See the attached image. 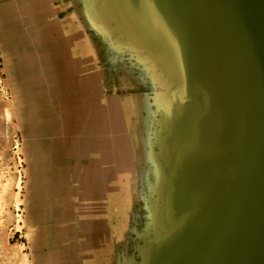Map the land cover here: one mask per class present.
<instances>
[{
    "label": "water",
    "instance_id": "obj_1",
    "mask_svg": "<svg viewBox=\"0 0 264 264\" xmlns=\"http://www.w3.org/2000/svg\"><path fill=\"white\" fill-rule=\"evenodd\" d=\"M43 7L44 55H84L100 79L87 93L101 109L88 145L81 131L64 143L75 148L60 164L55 264H264V0ZM67 94L59 98L77 101ZM19 151L30 264L35 225L22 194V144ZM74 166L87 181L71 178Z\"/></svg>",
    "mask_w": 264,
    "mask_h": 264
},
{
    "label": "rangeland",
    "instance_id": "obj_2",
    "mask_svg": "<svg viewBox=\"0 0 264 264\" xmlns=\"http://www.w3.org/2000/svg\"><path fill=\"white\" fill-rule=\"evenodd\" d=\"M44 2L45 0H0V146L5 150H9L15 141L19 142V144H22L23 146V151L27 162V173L25 178L24 193L22 194L26 203L27 220L29 226L32 227L34 226V224L39 223L36 217V213L39 209V217H42L40 215V206H43L44 208V220L41 222V225L43 227L41 229V232L44 243V248L42 250L44 251L45 249V256L43 258H47L41 262H39L40 258L35 259V257H37L36 251H38V248H40V246L38 245V240H34V236L36 238V233L37 231H39V228L29 229L30 232L28 233V236L31 233L29 239L30 242L32 241L31 246L33 256L32 260H30V264H43V262L44 264H55L60 260L61 250L60 247L56 246V243L61 235V230H59L58 228L60 227V223L58 221L62 222L61 220H59L60 213L59 216H57L58 212H61V210L59 209V206L56 205L57 201L55 202L56 210L49 208V202H51L52 200L51 196L55 195L54 197L56 200V194H60L59 185L60 182H62V176L66 173L62 172L63 167L62 165H59L61 164L62 155L65 152H72L75 148L70 145L68 147L64 146L65 139L67 138L68 142L70 143V141L72 142L73 138L76 136L77 132L81 131L82 138H86L85 143L86 145H88L89 140L91 139V135H93V130H90L91 123L97 122V120H94L92 116L94 113H97L96 111H99L97 109L96 103H94V105L92 104V94H87L88 92L93 91V89L90 88L87 83L91 82V76H87L88 78L86 77L83 67V60L82 58H80V55L77 54V56H73L74 58L68 60L66 55L67 51L64 52L65 54L62 53L61 55H59L58 53L57 55V49L53 51L56 56L51 57L49 55H44L47 52H44L42 36L45 34V32L46 35L51 32V28L47 25V22H41L40 20L42 11L44 10ZM54 22L59 25L57 20H54ZM38 38L40 41L38 40ZM65 38V42L67 44L64 42V40L60 41L65 45H68L67 41H69L70 36H66ZM45 56L48 60L45 59ZM62 56L64 60L61 62ZM55 59H57V61ZM42 61L44 62L42 63ZM47 61L48 64H45L47 63ZM51 62L52 68L55 65V73L56 71H58L57 75L59 76L54 77L53 75H50L53 71V69H51L50 67ZM46 65H49V67H46ZM35 66L38 67L36 68ZM59 67H61V69ZM65 75H72L73 77H69V80H67L65 79ZM78 76L81 77L82 80ZM57 77L58 79H55ZM55 84L61 85H58L54 89V87L56 86ZM58 87L59 89H57ZM44 88H47L46 91ZM54 91L59 92L54 93ZM47 92L49 93V97L47 95ZM67 93L72 95L74 94V96L76 95L77 101L73 100V98L70 99L71 102L62 101L63 96L65 99L66 96H68ZM60 94L62 95L61 98H59ZM44 95H46L47 98ZM86 95L89 97V99L86 98ZM55 96L58 98H56ZM79 110L80 113L76 114L79 112ZM74 111L76 113H72L70 115V113ZM62 116H64V118ZM97 116L98 119H100L101 113H97ZM56 123L57 126H55ZM86 133L90 134V136L88 135V137H86ZM55 142L60 143H57V145ZM96 143L98 144L99 142ZM51 147L52 151H50ZM56 162L59 163L56 164ZM74 168L76 167L74 166L73 169ZM77 170H79V168H76L73 171H69L70 174H72L71 178H77L79 176V172L76 173ZM81 175H83V177L87 179L86 172L84 173V171H81ZM16 191L17 190H15L13 187L7 190V193H4L3 190L0 191L3 192L0 194V196L3 194V196L5 197V199L3 197L4 200L2 198L0 199L3 200L0 201V208L7 207V213L12 214L13 212V199H16V197H18L19 195L16 193ZM30 196L33 198H31ZM28 201L33 202L31 204L34 208V211L31 215V219L29 215ZM44 210H47L49 215L47 214V212L45 213ZM51 212H54L53 214H57L53 216ZM51 215L52 217L49 218ZM60 218L62 219V217ZM51 219L54 222L58 220L55 223V227L58 228V231L57 229L56 231L59 235L54 230L52 234L53 237L52 235H50L51 230H49L52 227ZM12 244L13 250L19 249V255L14 254V257L18 260H22L23 263L25 262V264H29L28 252L26 250L23 251V245L21 244V242L15 241ZM51 247L53 250L51 249ZM18 256L20 257L18 258ZM57 256L60 257L58 258ZM53 259L55 262L53 261ZM20 263L21 262L18 261V264Z\"/></svg>",
    "mask_w": 264,
    "mask_h": 264
},
{
    "label": "built area",
    "instance_id": "obj_3",
    "mask_svg": "<svg viewBox=\"0 0 264 264\" xmlns=\"http://www.w3.org/2000/svg\"><path fill=\"white\" fill-rule=\"evenodd\" d=\"M24 160L19 151V142L15 141L9 150L0 146V191L14 188L18 195L13 199V212L7 213V207L0 208V264H17L13 255V242L19 241L25 251L23 207L20 192L23 182ZM13 216L12 219L9 217Z\"/></svg>",
    "mask_w": 264,
    "mask_h": 264
},
{
    "label": "bare ground",
    "instance_id": "obj_4",
    "mask_svg": "<svg viewBox=\"0 0 264 264\" xmlns=\"http://www.w3.org/2000/svg\"><path fill=\"white\" fill-rule=\"evenodd\" d=\"M11 10V9H10ZM29 10V9H28ZM32 12V11H31ZM35 20V19H34ZM68 20H65V22H67ZM44 33V32H43ZM46 33V32H45ZM36 34V33H35ZM34 35V34H33ZM40 37H41V34H40ZM66 39V38H65ZM34 40V39H33ZM38 40H39V38H38ZM40 41V40H39ZM66 40H64V42H65ZM32 42V41H31ZM68 42V41H67ZM66 43V42H65ZM67 44V43H66ZM33 45H34V43H33ZM38 45V44H37ZM25 47V46H24ZM39 47V46H38ZM37 47V48H38ZM26 48V47H25ZM34 48H35V46H34ZM85 47H81V49L83 50ZM40 51H41V49H40ZM57 51V50H56ZM41 54V53H40ZM65 54V53H64ZM59 55H61V54H59ZM66 55H67V53H66ZM46 57V56H45ZM60 57V56H59ZM63 57V56H62ZM42 58V57H41ZM78 58V57H77ZM80 58H82V60H83V63H85L84 62V59H85V57H84V55H82V56H80ZM45 59H47V57L45 58ZM40 60V59H39ZM48 60V59H47ZM56 61H57V59H55ZM69 60V59H68ZM81 60V61H82ZM67 61V60H66ZM65 61V62H66ZM80 61V60H79ZM44 61H42V63H43ZM41 64V63H40ZM45 64H48V61H47V63H45ZM53 64H54V62H53ZM52 62H51V64H50V67H51V69H53L52 68ZM59 65V64H58ZM70 65V64H69ZM75 65V64H74ZM82 65V64H81ZM55 66V65H54ZM36 67V66H35ZM38 67V66H37ZM36 67V68H37ZM40 67H41V65H40ZM46 67H49V65L47 66L46 65ZM57 67V66H56ZM62 67V66H61ZM61 67H59L60 69H61ZM43 68V67H42ZM47 69V68H46ZM50 69V68H49ZM73 69V68H72ZM56 70V69H55ZM84 70H85V74H86V77L87 76H91V82L89 83V82H87L88 83V85H89V87L90 88H92L93 90H95V92H97V90L99 89V85H98V80H100L99 79V77H98V73L96 74L95 73V75L93 76V75H90L88 72H87V69H85L84 68ZM41 71H44V70H41ZM60 71V70H59ZM68 71V70H67ZM82 71V70H81ZM57 72V74H58V71H56ZM36 73V72H35ZM40 73V72H39ZM55 73V72H54ZM66 74V73H65ZM35 75V74H34ZM38 75V74H37ZM50 75H52V74H50ZM79 75H81V74H79ZM40 76V75H39ZM57 76H59V75H57ZM38 77V76H37ZM53 77V76H52ZM56 77V76H55ZM73 77V76H72ZM71 77V78H72ZM79 77V76H78ZM83 77V76H82ZM40 78V77H39ZM79 78H81V77H79ZM88 78V77H87ZM55 79H58V77L57 78H55ZM61 79H62V77H61ZM84 79H85V77H84ZM51 80V79H50ZM81 80H82V78H81ZM54 81V80H53ZM58 81H60V80H58ZM85 81V80H84ZM83 81V82H84ZM87 81V80H86ZM89 81V80H88ZM51 82V81H50ZM78 82V81H77ZM39 83V82H38ZM63 83V82H62ZM66 83V82H65ZM74 83V82H73ZM79 83V82H78ZM52 84H53V82H52ZM40 85V84H39ZM56 85V84H55ZM60 86L61 84H57L55 87H54V89L57 87V86ZM75 85V84H74ZM49 86H52V85H49ZM80 86V85H79ZM82 86H84V85H82ZM48 88V87H47ZM46 88V89H47ZM50 88V87H49ZM52 88V87H51ZM41 89H43V88H41ZM45 89V88H44ZM46 89H45V91H46ZM57 89H59V87L57 88ZM56 89V90H57ZM53 90V89H52ZM55 90V91H56ZM64 90V89H63ZM68 90V89H67ZM85 90V89H84ZM49 91H50V89H49ZM54 91V93H58V92H55ZM64 92V91H63ZM33 93V92H32ZM85 93H86V91H85ZM49 93L47 92V95H48ZM52 95V94H51ZM55 95H57V94H55ZM65 95V94H64ZM44 96H46V95H44ZM53 96V95H52ZM76 96V95H75ZM48 97H49V95H48ZM56 97V96H55ZM91 97V96H90ZM42 98V97H41ZM46 98H47V96H46ZM56 98H58V97H56ZM91 99V98H90ZM96 99L99 101V97L97 96V98L95 97V95L93 94L92 95V104L94 105V103H96ZM47 100V99H46ZM59 101V100H58ZM90 101V100H89ZM102 101V100H101ZM71 102V101H70ZM84 102V101H83ZM86 102V101H85ZM104 103H108L109 101H103ZM89 103V102H88ZM123 103V105L125 106V108H128V107H130V106H133L134 105V101L133 100H125V101H123L122 102ZM63 105V104H62ZM84 106V105H83ZM88 106V105H87ZM103 106V105H102ZM60 108V107H59ZM61 108H63V107H61ZM68 109V108H67ZM71 109V108H70ZM87 109V108H86ZM72 110V109H71ZM76 110V109H75ZM92 110V109H91ZM98 110L99 111H96L98 114L99 113H101V109L100 108H98ZM70 111V110H69ZM73 111V110H72ZM60 112V111H59ZM63 113V112H62ZM75 114L76 112L74 111V112H71L70 113V115L71 114ZM80 113V110H79V112L78 113H76V114H79ZM83 113V112H82ZM69 114V113H68ZM26 116V115H25ZM60 116V115H59ZM73 116V115H72ZM63 118H64V116H62ZM80 117V116H79ZM86 118V117H85ZM55 119V118H54ZM79 119V118H78ZM57 120H58V118H57ZM83 120V119H82ZM78 121V120H77ZM76 121V122H77ZM81 121V120H80ZM56 122V121H55ZM70 122V121H69ZM73 122V121H72ZM58 123V122H57ZM57 123H56V125L55 126H57ZM67 123V122H66ZM53 124H54V122H53ZM81 124V123H80ZM81 127V126H80ZM76 129V128H75ZM62 130V129H61ZM66 130V129H65ZM91 130V129H90ZM60 131V130H59ZM71 133V132H70ZM55 134V133H54ZM69 135V134H68ZM71 136V135H70ZM58 137V136H57ZM85 138V137H84ZM57 140V139H56ZM60 140V139H59ZM63 140V139H62ZM56 143V142H55ZM57 143H60V142H57ZM56 143V144H57ZM63 144V143H62ZM58 145V144H57ZM57 145H56V147H57ZM60 145V144H59ZM54 146V145H53ZM68 151V150H67ZM54 153V152H53ZM60 154V153H59ZM49 155V154H48ZM55 155H56V153H55ZM54 155V156H55ZM58 156H60V155H58ZM55 159V158H54ZM59 163V162H58ZM57 162H56V164H58ZM54 165H55V162H54ZM53 165V166H54ZM60 165V164H59ZM57 166V165H56ZM52 169V168H51ZM55 169V168H54ZM76 169V168H75ZM49 170V169H48ZM53 170V169H52ZM80 170V169H79ZM55 173V172H54ZM76 173H78V172H76ZM85 173V172H84ZM54 176V175H53ZM79 176H83V175H81V171H79ZM85 177H86V175H85ZM84 178V177H83ZM59 180V179H58ZM87 180V179H86ZM41 181V180H40ZM41 190H42V188H41ZM4 191V190H3ZM1 193H3V192H0V194ZM4 193H5V191H4ZM46 193V192H45ZM59 193V192H58ZM57 195V197H58V195L59 194H56ZM53 196H55V195H53ZM3 194L0 196V199L2 198L3 199ZM31 197V196H30ZM31 198H33V197H31ZM4 199H5V197H4ZM3 199V200H4ZM57 199V198H56ZM3 200H0V201H3ZM34 201V200H33ZM43 202V201H42ZM55 202H56V200H55ZM31 203H33L32 201H28V208H29V215H30V219L32 218L31 217V215H32V213H33V211H34V208H33V206H32V204ZM35 203V202H34ZM57 203V202H56ZM36 204V203H35ZM38 204V203H37ZM49 208H50V205H49ZM43 206H40V215L42 216V217H39V209H38V211H37V213H36V217H37V220H38V222L40 223V225H41V222L44 220L43 219ZM50 210V209H49ZM45 211V210H44ZM58 211V210H57ZM47 212V210L45 211V213ZM54 213V212H53ZM52 212H51V214H53ZM59 213H61L60 211L58 212V215L57 216H59ZM47 214H48V212H47ZM47 214H45V215H47ZM55 214H57V213H55ZM49 215V214H48ZM54 216V215H53ZM56 216V217H57ZM11 217L13 218V216L11 215ZM11 217H9L10 219H12ZM47 217V216H46ZM46 217H44V218H46ZM52 217V215L49 217V218H51ZM61 216H59V220H61L62 221V219L60 218ZM34 218V217H33ZM48 218V219H49ZM54 219H56V218H54ZM34 220V219H33ZM32 220V221H33ZM36 220V221H37ZM52 220V219H51ZM31 221V220H30ZM46 221V220H45ZM56 221H58V220H56ZM59 223H61L60 221H58ZM39 223H37V224H39ZM56 223V222H55ZM49 224V223H48ZM56 225V224H55ZM57 225H58V223H57ZM60 226V225H59ZM31 227V226H30ZM43 227H42V225H41V228H40V230L39 231H37V233H36V238H35V236H34V240L35 241H37L38 240V245L40 246V248H38V251H36V256L37 257H35V259L36 258H40V261L39 262H41V261H44L45 259L43 258L44 256H45V254H44V251L42 250L44 247H43V245H44V243H43V236H42V232H41V229H42ZM57 228V227H56ZM58 228H60V227H58ZM48 229V228H47ZM49 230H51V228L49 229ZM44 231V230H43ZM47 231V230H46ZM57 231H58V229H57ZM57 231L55 230V232L57 233ZM33 232V233H34ZM60 232V231H59ZM58 234V233H57ZM61 234V233H60ZM3 234H0V236H2ZM50 235H52V234H50ZM54 235H56V234H54ZM59 235V234H58ZM58 235H56V236H58ZM55 236V237H56ZM4 237H6V236H4L3 235V239H4ZM8 237V236H7ZM6 237V238H7ZM52 237H53V235H52ZM32 238V237H31ZM52 242V241H51ZM31 243H32V241H31ZM50 244V243H49ZM49 248V247H48ZM50 249V248H49ZM51 249H52V247H51ZM45 250V249H44ZM53 250V249H52ZM13 255L15 254V255H19V249H14L13 251ZM57 252H58V250H57ZM51 253H52V251H51ZM54 253V252H53ZM61 254V253H60ZM60 254H57V255H60ZM26 255V254H25ZM35 255V254H34ZM56 255V254H55ZM21 256V255H20ZM20 256H18V258L20 257ZM58 257V256H57ZM60 257V256H59ZM58 257V258H59ZM26 258H27V256H26ZM59 260V259H58ZM18 261L19 262H21L20 264H25V262L23 263V261L22 260H18L17 259V264H18ZM25 261V260H24ZM53 261H54V259H53ZM55 262V261H54ZM58 262V261H57ZM56 262V263H57ZM37 263V262H36ZM43 264H44V262H43Z\"/></svg>",
    "mask_w": 264,
    "mask_h": 264
},
{
    "label": "crops",
    "instance_id": "obj_5",
    "mask_svg": "<svg viewBox=\"0 0 264 264\" xmlns=\"http://www.w3.org/2000/svg\"><path fill=\"white\" fill-rule=\"evenodd\" d=\"M0 90H1V88H0ZM35 225V229L37 228H39V230H40V228H41V225H40V223L39 224H34ZM45 251V250H44Z\"/></svg>",
    "mask_w": 264,
    "mask_h": 264
}]
</instances>
